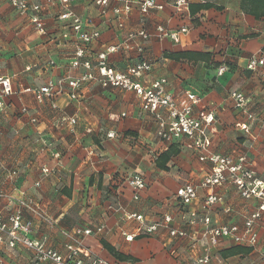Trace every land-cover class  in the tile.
Masks as SVG:
<instances>
[{"label":"crops","instance_id":"0c3cea01","mask_svg":"<svg viewBox=\"0 0 264 264\" xmlns=\"http://www.w3.org/2000/svg\"><path fill=\"white\" fill-rule=\"evenodd\" d=\"M32 1L40 5L37 15L44 32L30 21L32 11L21 15L9 2L0 0V73L11 76L13 88L0 114V216L6 220L20 209L23 219L32 221L29 237L58 252L64 251L66 241L62 230L90 228L92 233L84 236L82 245L94 264H188L191 256L206 251L212 264H263L264 216L255 223V247L228 237L215 246L191 235L171 240L162 227L146 232L148 224L166 214L174 228L189 233L199 229L192 212L202 214L201 199L207 193L221 198L208 212L213 224L242 226L258 200L242 198L230 184L201 187L209 163L198 159L199 152L185 136L170 143L162 141L154 115L141 109L132 91L86 81L77 89L78 98L69 99L67 81L87 71L72 65L77 46L87 51L80 62H95L107 46L118 44V50L106 55L108 65L123 70L141 57L148 59L151 69L139 80L148 83L165 78L166 89L177 105L189 103L187 92L196 95L199 101L193 114L199 117L211 112L214 117L208 127L210 149L244 155L256 176L264 178V134L259 121L248 120L229 98L230 92L240 91L252 108L259 112L264 107V63L254 70L246 68L250 57L264 55V16L256 18L245 12L241 0H189L184 15L175 11L172 0H155L162 8L147 14L139 11V0H109L104 7L91 0H73L68 5ZM127 1L129 13L115 14L114 9L122 10ZM63 13L69 15L61 18ZM74 18L80 20V31L95 30L99 36L85 45L73 29ZM157 25L168 30L184 26L187 31L180 32L179 41L174 42L155 37ZM139 28L150 34L147 40L129 38ZM186 51L209 53L210 57L176 58ZM220 67L224 70L218 73ZM50 82L59 92L51 100L37 102L32 90ZM70 117L76 118L72 127L67 121ZM170 147L176 152L164 168L159 167L157 158ZM42 167L48 170L46 175H42ZM132 174L144 179L145 187L138 192L127 184ZM188 182L196 185L198 197L183 205L175 193ZM22 199L36 203L50 221L21 206ZM129 214H140L143 221L129 218ZM102 240L132 260L116 259L102 246ZM234 247L239 249L226 253ZM0 259L3 264H35L32 249L21 244L8 247L5 235Z\"/></svg>","mask_w":264,"mask_h":264},{"label":"built area","instance_id":"2783aa9c","mask_svg":"<svg viewBox=\"0 0 264 264\" xmlns=\"http://www.w3.org/2000/svg\"><path fill=\"white\" fill-rule=\"evenodd\" d=\"M21 15L26 14L29 10L33 12L30 21L40 32H44L43 24L37 12L40 5L33 3L32 0H6ZM48 3H61L68 5L73 0H45ZM99 6H106L109 0H91ZM176 12L184 15L189 9V0H172ZM139 11L147 14L151 9H161L162 5L157 4L155 0H139L137 2ZM130 11V3L127 1L122 10L114 9V13L126 15ZM69 13H63L61 18H65ZM122 26V23H119ZM154 34L157 38L168 37L172 41H179L178 34L184 33L187 28L180 27L178 30H168L161 25H157ZM73 29L78 32V37L86 45L92 39L99 36L95 30L90 32L80 31L81 25L78 18L73 20ZM129 38L138 36L142 40H147L150 34L144 29L139 28L136 32L129 33ZM120 45H111L105 48V51L99 53L95 62L88 59L79 61L86 55L87 51L84 47L77 46L74 51L73 66L81 65L87 69L80 77L69 79L67 81L70 88L68 94L69 99H77V89L83 82L95 81L103 88H119L122 90L132 91L140 100L141 109L154 115L157 122V135L166 142L170 143L174 139L185 136L190 140L196 150L199 152L198 159L209 163V171L202 178L200 186L203 188H213L224 184L232 185L239 195L244 199L255 198L258 200L256 208L245 215L242 226L237 224H213L211 223L208 212L211 208L221 202L220 196L214 193H207L201 199L203 212L199 216L192 212L194 223L200 225L199 229L189 233L187 230L172 227V218L170 215H164L158 222L148 224L145 231L150 233L162 227L168 233L171 240L178 238H186L191 235L194 240L204 241L209 246H215L222 238H230L233 242L243 244L249 247H255L257 244V233L255 231V223L264 216V178H259L253 171L250 163L244 155L230 156L214 152L210 149L211 138L208 127L212 123L214 117L211 112L201 116L193 114V106L199 101V98L192 94L186 93L189 103L177 105L172 94L166 89V79L157 78L148 83H142L139 78L151 69V63L148 59L141 57L135 63L128 64L123 70H119L107 64L106 55L110 52L118 50ZM138 52L142 48L138 46ZM264 63V55L257 57L252 56L246 64V68L254 70L257 66ZM224 67L218 69L221 73ZM37 102L41 103L45 99H52L59 90H55L54 84L47 83L32 90ZM12 79L11 76L0 73V114L3 112L6 99L12 95ZM234 107L238 108L250 121H259V129L264 134V107L259 112L251 107L247 97L240 91H232L229 94ZM54 106V102L52 103ZM25 112V108H21ZM35 122V118L30 119ZM68 123L72 127L76 123L75 117L68 118ZM246 130V129H245ZM46 143V142H44ZM48 170L41 168L42 175H46ZM15 174L14 171L10 172ZM38 184V183H37ZM127 184L136 192L145 187L144 179L139 174H132L127 177ZM175 197L183 205L191 204L197 200L196 185L193 183H183L178 187ZM134 199L138 198L137 194L133 195ZM19 204L26 207L33 215L40 217L42 220L50 221L48 216L42 212L40 207L32 200H19ZM229 211L228 207H225ZM129 218H135L139 222L143 221L140 214H129ZM193 223V222H192ZM32 221L23 219L21 210H14L9 214L6 220L0 216V242L3 241V235L6 236L8 247L13 248L17 244H21L33 251V262L39 264L44 261H51L53 264H94L92 256L88 249L82 245L84 236L90 235V228L74 227L71 230H62L65 237L63 245L64 251L58 252L43 242L31 239L29 233L31 231ZM101 228H96L100 231ZM131 236L126 239L131 240ZM264 257V249L261 250ZM0 264L3 262L0 259ZM188 264H212L210 254L206 251L203 254H194L191 256ZM264 264V263H263Z\"/></svg>","mask_w":264,"mask_h":264},{"label":"trees","instance_id":"16d2710c","mask_svg":"<svg viewBox=\"0 0 264 264\" xmlns=\"http://www.w3.org/2000/svg\"><path fill=\"white\" fill-rule=\"evenodd\" d=\"M203 6H208V5H203ZM199 7V6H198ZM241 7L242 9L247 12L252 14L254 17L259 18L260 16H264V0H241ZM186 57L188 59H201V60H206L208 57H210L209 53H202V52H182L176 54V58H182ZM176 151L170 147L168 151L162 153L156 160V165L159 167L164 168L165 165L164 163L167 161L171 153H175ZM102 246L111 254L113 255L116 259L118 260H132L130 256H126L124 254L118 253L113 246H111L109 243L105 241H100ZM239 249V247H234L226 251L227 254L234 252L235 250ZM225 253V252H224Z\"/></svg>","mask_w":264,"mask_h":264}]
</instances>
